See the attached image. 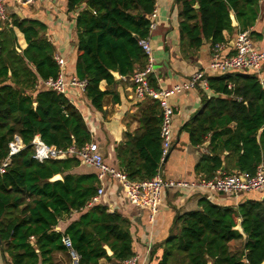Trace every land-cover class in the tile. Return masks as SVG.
<instances>
[{
	"label": "trees",
	"instance_id": "obj_1",
	"mask_svg": "<svg viewBox=\"0 0 264 264\" xmlns=\"http://www.w3.org/2000/svg\"><path fill=\"white\" fill-rule=\"evenodd\" d=\"M176 3L181 7L180 38L187 41L188 48L196 49L203 39L212 46L225 42L223 33L233 31L231 12L239 32L249 31L259 13V0ZM195 4L198 9L193 8ZM66 5L68 12L84 6L75 17V76L87 81L86 98L101 112L108 92L101 91L99 84L105 81L107 86H117L122 81L113 73L130 77L145 67L146 56L138 42L148 36L155 0H66ZM10 19L27 46L18 53L12 28L0 32V163L15 135L24 148L0 176V251L9 257L7 264H38L39 259L43 264L55 251L64 250L62 234L54 231L58 221L80 213L64 231L81 257L80 264H98L101 259L121 263L134 255L130 222L99 203L89 205L96 193V175L68 173L81 163L76 156L44 162L32 158L35 135L45 144L65 150L89 143L90 133L68 100L45 87L35 88L56 78L59 71L46 26L36 19L15 15ZM196 20L197 25L191 26ZM254 34L250 32L251 37ZM64 74L74 75L65 70ZM208 88L216 96L206 98L202 112L183 128L193 146L208 142L209 154L200 159L195 172L205 179L222 167L226 174L254 173L264 163V66L260 77L250 72L208 77ZM29 90L33 93L28 94ZM158 106L154 104L142 115V132L118 149L119 167L133 182L151 179L160 165L161 140L155 127ZM55 174H61L62 180L50 182ZM238 222L244 236L235 230ZM31 235L35 237L33 246L28 242ZM243 237L241 249L232 253L230 242ZM157 247L162 250L157 264H262L264 194L248 197L236 206L201 198L197 210L176 215L168 236ZM154 256L152 250L149 262Z\"/></svg>",
	"mask_w": 264,
	"mask_h": 264
},
{
	"label": "crops",
	"instance_id": "obj_2",
	"mask_svg": "<svg viewBox=\"0 0 264 264\" xmlns=\"http://www.w3.org/2000/svg\"><path fill=\"white\" fill-rule=\"evenodd\" d=\"M7 4L9 10L8 19L4 22L0 21V32L12 28L18 45V53H21L27 45L23 34L17 28L11 27V15H15L20 19L29 18L41 21L46 26L48 40L54 45V57L58 56L62 58L65 62V72L74 74L75 76L77 43L75 17L84 6H80L74 12H68L66 0H54L49 4L37 3L30 6H18L12 0H9ZM258 7V17L254 25L250 27L249 32H255L253 36L254 45L263 51L264 0H259ZM156 8L158 13L157 28L148 38L155 60L154 73L150 76L153 80V85L151 86L155 90H169L175 85L186 82L196 71L205 69L212 58L213 46L209 41L203 39L202 45L199 48H188L186 45L187 41L181 40L179 31L181 7L176 3V0H157ZM193 8L198 9V5L195 4ZM231 17L234 18L232 12ZM196 25L197 20L191 22V26ZM238 28L236 21L233 31L223 33L224 40L229 47L224 50L225 55L232 54L229 42L239 32ZM213 76L215 75H209V77ZM116 80L122 81L121 84L107 86L105 81L99 84L101 91L108 92L103 99L101 112L92 106L90 100L86 98L85 93L81 94L74 90V92L72 91L67 95L66 100L81 114L90 133V142L98 145L105 164L118 172L124 173L119 167L118 149L125 146L127 140L142 132V115L148 108H151L154 104H158V101L151 98L136 99L129 77L118 76ZM35 88L38 89L40 86L36 85ZM27 93L32 94L33 91L29 90ZM212 96H216V94L210 91L209 88L204 91L200 87H195L179 94H173L167 98V103L173 110V143L166 161L160 164V168H158L164 179L185 180L188 182L205 179L203 174L195 172V166L203 156L209 154L207 150L208 142L199 146H193L190 143L189 134L183 128L194 116L202 112L204 100ZM160 114L161 109L158 106L155 110L157 118L155 127L158 129ZM149 138H146V140ZM223 171L221 169L220 172L223 173ZM68 173L96 175L95 169L83 162ZM57 175L60 176L59 180H55V176ZM61 180L62 175L55 174L49 181L55 182ZM97 188L98 182L96 191ZM262 194L264 192H250L239 196L226 197L214 194L208 196L205 191L192 188L168 190L162 194L160 206L151 222L148 211L137 209L129 204L123 194L121 184L116 179L110 178L107 180L104 192L97 203L105 206L107 212H118L129 220L134 255H138L143 264H157V258H159L162 251L157 246L168 236L176 215L197 210L199 199L207 198L220 205L236 206L248 197H260ZM28 200L27 198L26 201ZM85 211L83 210L82 212ZM80 215V213L65 215L58 221V224L54 227V231L62 234V237L65 235L64 231L67 226L71 222L78 220ZM28 242L33 246L35 237L31 235ZM243 242L244 237L241 240L230 242L231 252L236 253L237 249H241ZM104 248L111 255L109 249L107 247ZM152 250L155 256L149 262ZM34 252H39L35 246ZM9 261V257L3 255L0 251V264H7ZM38 264H41V259H39ZM43 264H69V257L65 249L63 251H55L49 257V260L43 262ZM98 264L121 263L101 259Z\"/></svg>",
	"mask_w": 264,
	"mask_h": 264
},
{
	"label": "built area",
	"instance_id": "obj_3",
	"mask_svg": "<svg viewBox=\"0 0 264 264\" xmlns=\"http://www.w3.org/2000/svg\"><path fill=\"white\" fill-rule=\"evenodd\" d=\"M8 1L0 0V21L8 19ZM18 6H30L37 3H51L54 0H12ZM157 0L152 13L149 16L148 36L139 40L138 45L146 56V63L143 70L135 72L129 77L133 88L134 97L138 100L151 98L158 101L161 109L159 136L161 140V160L169 154L173 143V110L167 103V98L173 94H179L183 91L200 87L202 90H208V77L210 74L215 76L229 73H254L259 77L262 74L264 66V50L256 48L252 43L250 32H238L234 37V44L231 47L232 54L225 55L228 45L226 43H216L212 48V58L207 67L193 73L190 78L173 86L169 90H155L149 83V77L154 73L155 60L153 58L152 48L149 42L150 34L157 28L158 13L156 8ZM54 60L59 68L56 78H49L42 81L39 86L45 87L65 99L70 92L77 91L85 93L87 81L81 80L72 75L66 77L64 74L65 62L62 58L55 56ZM125 79V78H122ZM232 87L229 85V88ZM33 155L32 158L38 162H44L55 159L60 155L76 156L81 162L90 165L96 171L98 188L95 196L89 205L97 203L104 192V186L108 179H116L121 184L123 194L126 200L133 207L146 210L149 213V220L152 222L161 203V196L168 190L192 188L205 191L209 195H222L226 197L239 196L250 192H264V163H260L254 173L232 172L230 174L217 173L211 179H199L196 181L185 180H167L161 176L159 169L154 177L148 180L133 182L129 180L125 173L118 172L105 164L98 145L89 142L81 148L70 146L65 150L59 149L54 145L45 144L35 135L32 140ZM24 148V144L18 136H14L8 143V155L0 163V176L6 172L10 165L11 158L18 154ZM160 168V167H159ZM63 248L69 257V264H80V255L73 247L71 238L68 235L61 237ZM121 264H143L138 255H133L121 262Z\"/></svg>",
	"mask_w": 264,
	"mask_h": 264
},
{
	"label": "water",
	"instance_id": "obj_4",
	"mask_svg": "<svg viewBox=\"0 0 264 264\" xmlns=\"http://www.w3.org/2000/svg\"><path fill=\"white\" fill-rule=\"evenodd\" d=\"M231 26L232 27L236 26V21H235V19L233 17H231ZM233 44H234V39H231V41L229 42V46L232 47ZM113 75H114V77L116 79L118 78V74L117 73H114ZM64 159H66V156L65 155H60V156L56 157L53 160H64ZM166 159H167V157L164 159V162L166 161ZM223 170H224V168H222V171ZM59 179H60V176H58V175L55 176V180H59ZM235 230L238 231L240 234L243 235V231L241 229L240 222H238L237 226L235 227ZM262 264H264V262Z\"/></svg>",
	"mask_w": 264,
	"mask_h": 264
},
{
	"label": "rangeland",
	"instance_id": "obj_5",
	"mask_svg": "<svg viewBox=\"0 0 264 264\" xmlns=\"http://www.w3.org/2000/svg\"><path fill=\"white\" fill-rule=\"evenodd\" d=\"M251 40H252V43L254 44V42H253V37H251Z\"/></svg>",
	"mask_w": 264,
	"mask_h": 264
}]
</instances>
